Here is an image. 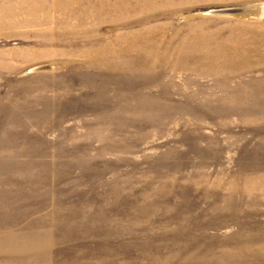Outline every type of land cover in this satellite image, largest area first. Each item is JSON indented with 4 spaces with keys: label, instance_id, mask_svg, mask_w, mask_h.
Here are the masks:
<instances>
[{
    "label": "rangeland",
    "instance_id": "1",
    "mask_svg": "<svg viewBox=\"0 0 264 264\" xmlns=\"http://www.w3.org/2000/svg\"><path fill=\"white\" fill-rule=\"evenodd\" d=\"M0 264H264V0H0Z\"/></svg>",
    "mask_w": 264,
    "mask_h": 264
}]
</instances>
